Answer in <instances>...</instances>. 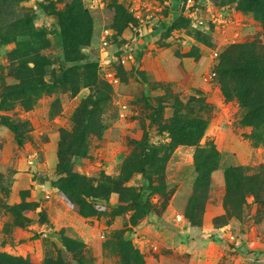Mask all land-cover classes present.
<instances>
[{
  "label": "rangeland",
  "instance_id": "rangeland-1",
  "mask_svg": "<svg viewBox=\"0 0 264 264\" xmlns=\"http://www.w3.org/2000/svg\"><path fill=\"white\" fill-rule=\"evenodd\" d=\"M243 2L0 0V264H264Z\"/></svg>",
  "mask_w": 264,
  "mask_h": 264
},
{
  "label": "trees",
  "instance_id": "trees-1",
  "mask_svg": "<svg viewBox=\"0 0 264 264\" xmlns=\"http://www.w3.org/2000/svg\"><path fill=\"white\" fill-rule=\"evenodd\" d=\"M244 1L245 2H243L240 5V7L242 9H248V10L252 11L254 13L255 17L257 19H259V21L261 22L262 27L264 29V12H262L260 9L256 8L257 3L259 1H261V0H244ZM254 5H255V7L253 8ZM256 69H257V67H255V65H254V67H252V69L250 70V74ZM254 114H255L256 117H258L260 119L264 118V105L256 108L255 111H254ZM126 204H127V202L122 201V199H119L118 202H117V205H118L119 208L125 207ZM78 213L81 214V215H85V211H80Z\"/></svg>",
  "mask_w": 264,
  "mask_h": 264
}]
</instances>
